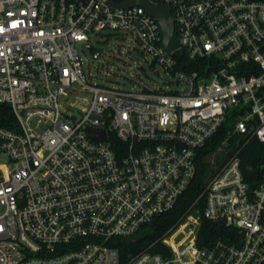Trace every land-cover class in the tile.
Masks as SVG:
<instances>
[{"label": "built area", "instance_id": "built-area-1", "mask_svg": "<svg viewBox=\"0 0 264 264\" xmlns=\"http://www.w3.org/2000/svg\"><path fill=\"white\" fill-rule=\"evenodd\" d=\"M124 1L0 0V264H264V163L253 185L241 158L264 144V0H149L171 10L173 50ZM105 29L176 88L91 83L76 44L99 58L90 33ZM201 157L193 211L123 259L118 239L150 235ZM202 218L228 230L199 245Z\"/></svg>", "mask_w": 264, "mask_h": 264}, {"label": "rangeland", "instance_id": "rangeland-1", "mask_svg": "<svg viewBox=\"0 0 264 264\" xmlns=\"http://www.w3.org/2000/svg\"><path fill=\"white\" fill-rule=\"evenodd\" d=\"M93 51H100L99 58L93 57L92 50L84 42L77 48L83 57L84 67L91 83L118 86L127 89L148 88L157 90L175 89V77L160 64L151 66V56L142 49L125 31L105 29L100 35L90 33ZM4 158L0 157V161Z\"/></svg>", "mask_w": 264, "mask_h": 264}, {"label": "trees", "instance_id": "trees-1", "mask_svg": "<svg viewBox=\"0 0 264 264\" xmlns=\"http://www.w3.org/2000/svg\"><path fill=\"white\" fill-rule=\"evenodd\" d=\"M2 107V105L0 106ZM224 131L220 132L215 137V142L203 151L204 155L210 151L216 143L223 137ZM202 157L198 162V172L195 180L188 188V190L180 197L178 204L169 212L161 214L156 218L152 224V233L136 240L130 239H118L119 246L122 252L123 259L131 252H137L141 250L146 243L164 234L168 229L178 226L183 222L185 217L190 214L191 204L198 198L204 188L206 166L207 163ZM242 169L246 177L256 185V180L260 179L262 171L260 165L264 163V144L257 140H253L241 153ZM204 199H199L197 205L202 207ZM228 230V227L212 222L206 218H202V222L198 231V244L201 245L204 242L212 240L218 235L224 234ZM153 250H159L157 247Z\"/></svg>", "mask_w": 264, "mask_h": 264}, {"label": "water", "instance_id": "water-1", "mask_svg": "<svg viewBox=\"0 0 264 264\" xmlns=\"http://www.w3.org/2000/svg\"><path fill=\"white\" fill-rule=\"evenodd\" d=\"M135 4L144 6L150 14L158 19L163 36L162 42L167 50H173L180 45V42L174 33V19L168 6L154 5L149 0H125L120 5L128 7ZM152 65H154V62ZM90 135L93 138H107L105 133L99 134L90 132Z\"/></svg>", "mask_w": 264, "mask_h": 264}]
</instances>
